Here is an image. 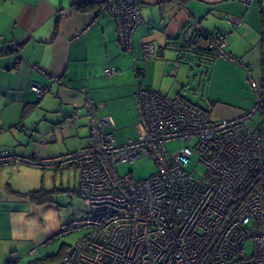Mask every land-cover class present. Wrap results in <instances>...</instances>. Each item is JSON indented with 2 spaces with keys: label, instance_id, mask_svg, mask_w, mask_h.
I'll return each instance as SVG.
<instances>
[{
  "label": "crops",
  "instance_id": "0c3cea01",
  "mask_svg": "<svg viewBox=\"0 0 264 264\" xmlns=\"http://www.w3.org/2000/svg\"><path fill=\"white\" fill-rule=\"evenodd\" d=\"M79 2L0 0V151L52 155L87 145L86 101L98 117L112 120L104 131L116 144L137 138V88L185 100L191 84L186 52L210 65L202 95L210 109L203 110L215 119L248 110L264 88V0L247 6L236 0H144L131 52L121 48L116 23L107 13L78 11ZM89 23L83 35L73 38ZM196 25L211 38L226 34L230 59L204 54L207 40ZM10 41L18 43L15 51L5 49ZM146 42L161 49L163 57L145 58ZM106 68L116 74L108 77ZM136 68L142 69L140 76ZM32 84L49 90L37 98ZM222 91L228 92L226 99ZM41 170L0 166V264L56 262L78 239L72 241L69 233L53 237L67 220H37L48 201L39 193L45 178ZM46 171L68 180L79 174L75 166Z\"/></svg>",
  "mask_w": 264,
  "mask_h": 264
},
{
  "label": "built area",
  "instance_id": "2783aa9c",
  "mask_svg": "<svg viewBox=\"0 0 264 264\" xmlns=\"http://www.w3.org/2000/svg\"><path fill=\"white\" fill-rule=\"evenodd\" d=\"M143 1L95 0L93 11L115 21L117 41L126 52L142 23ZM236 1L247 6L252 0ZM196 29L217 57L230 59L226 34L211 38L200 25ZM4 47L15 51L18 43ZM162 52L152 43L143 44L145 58H162ZM104 72L116 74L113 68ZM136 72L140 76L142 69ZM31 89L37 98L49 90L41 84ZM135 106L140 134L123 144L104 131L112 120L98 117L86 101L87 145L52 155L0 151V166L78 168L76 193L90 215L63 222L53 237L84 233L60 260L45 264H264V88L248 110L229 118L213 119L181 97L168 98L141 86ZM171 141H181L183 147L170 153L165 145ZM196 154L204 166L200 179L195 169L187 170ZM142 158L156 167L146 178L134 180L115 169L118 163Z\"/></svg>",
  "mask_w": 264,
  "mask_h": 264
},
{
  "label": "rangeland",
  "instance_id": "374dc122",
  "mask_svg": "<svg viewBox=\"0 0 264 264\" xmlns=\"http://www.w3.org/2000/svg\"><path fill=\"white\" fill-rule=\"evenodd\" d=\"M184 63L187 65L189 70V81L191 84H187L186 91H184L183 98L193 103L197 107L202 109H210L205 99L202 98L203 89L207 81V77L210 70V65L206 60H203L200 55L186 52ZM225 99L227 98L228 92L222 91ZM213 119L217 118L215 114H210ZM166 149L168 152H174L179 148L183 147L181 141H171L166 143ZM200 154H196L191 157V161L187 166V170H196L195 178L200 179L204 174V166L199 161ZM116 171L123 174H130L132 179L138 180L150 176L155 172L156 167L154 162L149 158H142L134 162H121L115 165ZM41 170V169H39ZM45 170V171H44ZM45 178L40 182L42 191L46 192L44 195L45 200L48 199L46 204L41 207L39 217L37 220H73L82 217H88L90 215V209L85 205L77 193H72L74 181L78 176V172L73 174L71 179L68 180L62 175H54L53 172H47L46 169H42ZM47 190H50L47 192ZM84 231H74L69 233L67 236L73 240L79 238ZM60 238V237H59ZM77 240V239H76ZM75 240V241H76ZM249 242L246 244V249L249 250Z\"/></svg>",
  "mask_w": 264,
  "mask_h": 264
},
{
  "label": "trees",
  "instance_id": "16d2710c",
  "mask_svg": "<svg viewBox=\"0 0 264 264\" xmlns=\"http://www.w3.org/2000/svg\"><path fill=\"white\" fill-rule=\"evenodd\" d=\"M97 3L96 2H93L91 0H84V1H81L79 2L76 6H75V9L78 10V11H89V10H93L97 7ZM215 38V37H214ZM199 52V51H197ZM204 54H207V55H210V57H213L215 55V53L211 50V49H207V51L203 50ZM202 53V52H200ZM40 194L42 193L43 196L46 194V192L44 191H41L39 192Z\"/></svg>",
  "mask_w": 264,
  "mask_h": 264
},
{
  "label": "water",
  "instance_id": "95a60500",
  "mask_svg": "<svg viewBox=\"0 0 264 264\" xmlns=\"http://www.w3.org/2000/svg\"><path fill=\"white\" fill-rule=\"evenodd\" d=\"M93 2H95V0H92Z\"/></svg>",
  "mask_w": 264,
  "mask_h": 264
}]
</instances>
